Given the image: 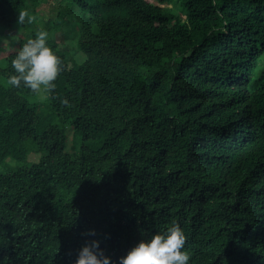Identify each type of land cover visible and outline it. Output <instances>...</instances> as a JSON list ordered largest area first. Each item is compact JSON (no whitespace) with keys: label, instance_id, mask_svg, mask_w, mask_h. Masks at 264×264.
Listing matches in <instances>:
<instances>
[{"label":"trees","instance_id":"trees-1","mask_svg":"<svg viewBox=\"0 0 264 264\" xmlns=\"http://www.w3.org/2000/svg\"><path fill=\"white\" fill-rule=\"evenodd\" d=\"M74 1L84 60L47 46L63 69L49 107L82 133L77 157L63 127L37 134L36 93L7 83L35 37L19 11L39 0H0V35L24 37L0 46V166L30 137L49 151L0 174V264H75L93 240L119 264L174 219L189 264H264V0Z\"/></svg>","mask_w":264,"mask_h":264},{"label":"clouds","instance_id":"clouds-1","mask_svg":"<svg viewBox=\"0 0 264 264\" xmlns=\"http://www.w3.org/2000/svg\"><path fill=\"white\" fill-rule=\"evenodd\" d=\"M35 20L27 9L19 11L18 25H31ZM47 39L48 32L38 30L34 38H28L18 48L11 61L14 74L7 79L10 86L19 88L23 84L36 94L55 89L54 81L63 70L62 60L47 46ZM62 103L67 105L68 101L64 99ZM86 235L94 236L95 232L92 230ZM185 244V233L174 219L165 231L155 233L149 240H141L131 248L126 256L120 257L119 264H189L191 257L184 250ZM75 264H111V260L100 249L99 241L93 240L81 248Z\"/></svg>","mask_w":264,"mask_h":264},{"label":"rangeland","instance_id":"rangeland-1","mask_svg":"<svg viewBox=\"0 0 264 264\" xmlns=\"http://www.w3.org/2000/svg\"><path fill=\"white\" fill-rule=\"evenodd\" d=\"M177 3L178 0H174L169 6L176 8ZM30 13L36 17L33 36L38 30H45L48 32V39L57 38L61 43L60 51L68 56L70 66L74 60L79 62L84 60V55L77 49V39L83 29L84 17L81 8L74 0H39L38 6L32 8ZM22 33H26V31L24 30ZM15 35H17L16 39H11ZM21 38L24 37L18 32L9 34L7 31L5 37L0 35V46L15 45ZM28 98L43 115L37 124V134L41 135L50 126L63 127L67 134L66 151L75 157L79 156L80 149L84 144L83 135L73 126H64L61 117L50 110L49 92H41ZM27 145L30 149L28 158L24 161L10 158L7 163L0 166V174L29 168L38 163L41 158L49 155L48 150L37 148L33 137L27 139Z\"/></svg>","mask_w":264,"mask_h":264}]
</instances>
